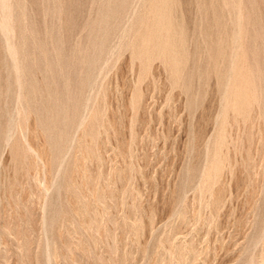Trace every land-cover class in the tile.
I'll use <instances>...</instances> for the list:
<instances>
[{"label":"rangeland","instance_id":"374dc122","mask_svg":"<svg viewBox=\"0 0 264 264\" xmlns=\"http://www.w3.org/2000/svg\"><path fill=\"white\" fill-rule=\"evenodd\" d=\"M0 16V264H264V0Z\"/></svg>","mask_w":264,"mask_h":264},{"label":"bare ground","instance_id":"6f19581e","mask_svg":"<svg viewBox=\"0 0 264 264\" xmlns=\"http://www.w3.org/2000/svg\"><path fill=\"white\" fill-rule=\"evenodd\" d=\"M7 1V0H6ZM10 5V4H9ZM9 7V6H8ZM9 9H10V7H9ZM3 12V11H2ZM8 12V11H7ZM11 12H12V7H11ZM12 14V13H11ZM2 15V14H1ZM3 15H4V13H3ZM9 14H7V16H8ZM1 17V16H0ZM5 17V16H4ZM1 19H3V18H1ZM9 19V18H8ZM239 19V18H238ZM6 21H7V19H5ZM9 21V20H8ZM2 22V21H1ZM0 22V23H1ZM11 22V20L9 21V22H7L8 24ZM11 24H13V23H11ZM1 26H3V25H1ZM6 26H7V24H6ZM5 27V26H4ZM9 27H10V25H9ZM8 27V28H9ZM15 27V26H14ZM6 28V27H5ZM1 30V29H0ZM12 31H11V35H13L12 34V32L14 31V29H11ZM10 33V32H9ZM10 36V35H9ZM12 37V36H11ZM5 40V39H4ZM11 40H12V38H11ZM10 40V41H11ZM5 42H6V40H5ZM6 44V43H5ZM8 46V45H7ZM12 46V45H11ZM13 49V48H12ZM13 51V50H12ZM9 55V54H8ZM10 58H11V55H10ZM17 58V57H16ZM18 59V58H17ZM17 63V62H16ZM15 65V64H14ZM14 65H13V67H14ZM17 66H18V64H16ZM20 67V66H19ZM15 68V67H14ZM17 68V67H16ZM22 71V70H21ZM15 75H16V72H15ZM19 75V74H18ZM17 79V78H16ZM19 83V82H18ZM20 100V99H19ZM18 117V116H17ZM10 130V129H9ZM8 134V133H7ZM9 134H11V133H9ZM8 134V135H9ZM8 141V140H7Z\"/></svg>","mask_w":264,"mask_h":264}]
</instances>
